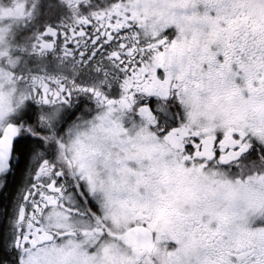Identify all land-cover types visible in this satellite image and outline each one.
Masks as SVG:
<instances>
[{
  "label": "snow or ice",
  "instance_id": "snow-or-ice-1",
  "mask_svg": "<svg viewBox=\"0 0 264 264\" xmlns=\"http://www.w3.org/2000/svg\"><path fill=\"white\" fill-rule=\"evenodd\" d=\"M0 264H264V0H0Z\"/></svg>",
  "mask_w": 264,
  "mask_h": 264
},
{
  "label": "flooded vegetation",
  "instance_id": "flooded-vegetation-1",
  "mask_svg": "<svg viewBox=\"0 0 264 264\" xmlns=\"http://www.w3.org/2000/svg\"><path fill=\"white\" fill-rule=\"evenodd\" d=\"M96 2H98V3H103L104 0H96ZM2 205H3V201H2V199H0V206H2Z\"/></svg>",
  "mask_w": 264,
  "mask_h": 264
}]
</instances>
